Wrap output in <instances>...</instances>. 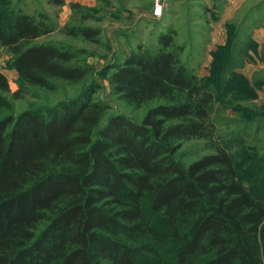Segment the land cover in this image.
<instances>
[{
	"label": "trees",
	"instance_id": "16d2710c",
	"mask_svg": "<svg viewBox=\"0 0 264 264\" xmlns=\"http://www.w3.org/2000/svg\"><path fill=\"white\" fill-rule=\"evenodd\" d=\"M49 31L20 10L0 20L19 80L47 89L53 78L83 81L77 49L30 43ZM156 41L105 66L110 92L126 104L165 100L138 123L112 114L98 126L106 105L92 98L94 79L51 106L0 117V264H264V186L242 185L214 142L184 167L173 158L178 141L209 140L213 94L181 63L169 32Z\"/></svg>",
	"mask_w": 264,
	"mask_h": 264
},
{
	"label": "rangeland",
	"instance_id": "374dc122",
	"mask_svg": "<svg viewBox=\"0 0 264 264\" xmlns=\"http://www.w3.org/2000/svg\"><path fill=\"white\" fill-rule=\"evenodd\" d=\"M155 4L160 7L156 15ZM15 10L50 28L30 43L53 41L77 49V64L87 75L78 83L53 78L51 89L22 82L12 67L15 54L0 45V72L8 85L0 94V117L51 106L73 97L94 79L99 88L92 98L106 105L98 126L112 114L140 122L146 109L165 100L138 107L126 104L110 92L106 81L110 70L105 66L120 61L137 44L156 49L157 35L169 32L172 42L181 46V63L213 94L209 140L178 141L174 160L184 167L211 153L209 143L214 142L231 155L242 185L251 192L264 186V0H0L2 22ZM83 28L93 31L90 38L80 34ZM167 91L174 98L181 96L176 88ZM143 210L155 218L144 202ZM153 223L160 227L159 220ZM165 248L164 255L171 256L175 250L173 245ZM135 251L136 257L146 260L145 254Z\"/></svg>",
	"mask_w": 264,
	"mask_h": 264
},
{
	"label": "built area",
	"instance_id": "2783aa9c",
	"mask_svg": "<svg viewBox=\"0 0 264 264\" xmlns=\"http://www.w3.org/2000/svg\"><path fill=\"white\" fill-rule=\"evenodd\" d=\"M156 3H157V2H156ZM159 10H160L159 5L155 4L154 9H153L154 14H155V15L158 14Z\"/></svg>",
	"mask_w": 264,
	"mask_h": 264
}]
</instances>
